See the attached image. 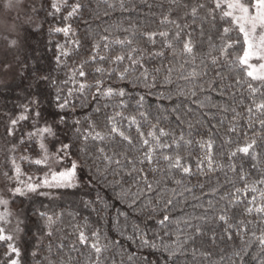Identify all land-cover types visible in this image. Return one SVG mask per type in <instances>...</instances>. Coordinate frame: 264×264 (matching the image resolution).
Returning a JSON list of instances; mask_svg holds the SVG:
<instances>
[{
	"label": "trees",
	"instance_id": "trees-1",
	"mask_svg": "<svg viewBox=\"0 0 264 264\" xmlns=\"http://www.w3.org/2000/svg\"><path fill=\"white\" fill-rule=\"evenodd\" d=\"M77 2L79 12L65 20L70 6ZM52 3L38 0L34 5L23 45L14 58L18 70L9 82L0 83V176L5 174L6 181L14 184L6 176L10 159H18L21 173L35 182L48 167L69 168L75 163L77 183L16 193L8 203L16 216L0 203V228L12 236L11 241L0 240V264H11L13 259L19 264H94L96 253L78 240L81 230L90 237L89 243L93 242L92 233L99 232L104 247L101 264H240L237 252L242 253L243 264H264V246L257 239L264 234V214L245 211L264 203V184L260 183L264 179V126L259 123L264 110L256 108L264 103V81L247 76L246 66L237 60L245 47L243 34L221 19L227 9H216L214 19L209 14L214 8L212 0H67L68 6L58 13ZM200 3L205 8L194 18L191 8ZM165 16L180 25L179 40L174 25L161 23ZM69 24L72 30L68 36L54 31ZM224 27L231 29L227 37ZM160 31L169 32L167 41L172 48L163 37L157 36L155 43L148 41L146 33ZM189 34L194 43L192 56L182 53V41ZM117 39L133 43L119 45ZM236 40L241 42L233 43L227 56L223 55L221 46ZM72 41H78L79 47ZM61 46L70 55L61 56L58 63ZM129 52L142 66L131 63ZM159 52L163 55H156ZM117 55L125 56L123 62L114 60ZM92 56L97 59L91 60ZM101 56L107 59H99ZM81 64L87 74L84 77L77 71ZM97 68L103 71L97 72ZM125 68L129 71L121 79ZM97 80L102 82L100 86ZM81 84L87 85L82 92ZM249 85L259 91L253 93ZM108 88L123 90L125 96H105ZM140 97L144 98L142 104ZM34 100L38 104H33ZM64 101L67 105L61 109L59 104ZM25 107L30 111L25 112ZM36 111L40 117L35 116ZM141 112L147 114V120L140 117ZM117 113L136 116L145 136L152 125L171 133L161 137L162 143L172 144L181 135L192 140L190 146L181 142L179 149L181 164L190 167L191 174L169 167L170 162L162 158V154L173 155L175 147L158 151L152 163H141L146 147L141 148L135 126L128 128V122ZM21 114L28 119L19 121L9 135L11 120ZM112 117L132 136L134 146L118 136L104 141L84 139L94 132L106 135ZM45 125L55 133L43 140L47 152L59 159L51 166L47 161L35 163L43 152L39 138L28 135ZM209 139L214 142L211 168L204 160L209 150L199 146ZM251 139L257 142L256 159L238 152L231 155ZM65 144L69 147L59 152ZM233 164L235 170L230 167ZM241 175L246 179L241 180ZM9 184L7 187L13 188ZM251 187L257 191H250ZM237 188L242 191L236 193ZM236 195L243 203L230 208L228 215L234 225L244 221L247 230L236 235L233 228L229 230L232 239H228L225 225L216 215ZM253 197L255 204L249 203ZM41 213L55 221L50 228ZM165 215L169 220L161 225ZM197 226L202 234H197ZM141 231L155 248L141 243ZM9 244L19 249V257ZM164 245L170 249L183 246L169 258Z\"/></svg>",
	"mask_w": 264,
	"mask_h": 264
},
{
	"label": "snow or ice",
	"instance_id": "snow-or-ice-1",
	"mask_svg": "<svg viewBox=\"0 0 264 264\" xmlns=\"http://www.w3.org/2000/svg\"><path fill=\"white\" fill-rule=\"evenodd\" d=\"M174 2V0H173ZM212 3L214 5L213 9L209 10V14L213 15L216 9H224L226 8L227 10L222 11L221 13V19L225 20L229 24H234L236 26V30L239 33H242V43L245 45L243 49V55L237 57V60L239 61L240 64L246 65L247 68L249 69L247 71V76L251 77L254 80L258 81H264V63H260L258 65L257 70V65L249 63L250 60L253 58L264 61V0H212ZM11 6L10 0H9V5ZM68 6L67 5V0H53V3L51 7L55 10V12H60L62 7ZM71 10L68 12L67 16L64 17L65 20L71 19L73 16H75L80 8L81 5L77 2L73 5L70 6ZM205 8V4L200 3L197 5H194L191 8V15L195 18L197 16L198 10ZM213 18L215 19V16L213 15ZM162 24H172L174 25L178 31L175 33V38L177 40L180 39V25L175 21V20H170L167 16H165L161 20ZM187 27V25H185ZM71 25H67L64 28H56L54 31L56 32H63L65 36H68L69 33L71 32ZM223 34L225 37L228 36L229 32L231 29L229 27H224L222 29ZM147 36V39L150 43H155V38L157 36L163 37L166 40V46L168 48H172L173 45L170 41H167V37L169 36L168 31H160V32H150L145 34ZM105 41H107V37L103 38ZM241 41L236 40V41H226L220 48V51L223 55L227 56V49L233 46V43H240ZM73 44H75L77 47H79V42L78 41H72ZM116 44L119 45H131L133 43L132 40H119L117 39L115 41ZM12 44H15V41H12ZM182 53L192 56L194 53V43L191 38V35H188V38L186 40L182 41ZM96 48H99V45H95ZM105 47L107 48L108 45L105 44ZM61 53L60 56H57V62H61V56H67L70 55L69 52L63 50V46H61ZM133 52L136 51V49L132 50ZM129 59L131 60V63L134 65H141L142 66V61L137 60L132 58V53L129 52L128 54ZM156 55H163V52L156 53ZM91 60L95 61L97 59L96 56L90 57ZM99 59L104 60L107 59V57L101 56ZM125 59L124 55H117L114 57V60L116 62H123ZM215 58L213 59V63H215ZM78 74L81 77L86 76L87 74L83 71V64L80 65V68L77 70ZM97 72H102L103 69L97 68ZM129 71L128 68H125L124 71L121 73L120 78L124 79L125 74ZM156 71H159V69H156ZM75 72L73 73V78L75 76ZM144 78L147 80L148 79V71L147 69H144L143 72ZM195 75V73H193ZM46 79V78H45ZM97 86H100L102 84L101 81L97 80L96 81ZM154 86V85H153ZM87 87L85 84H81L79 90L82 92L84 88ZM249 88L253 93L259 91L257 88H253L251 85H249ZM71 94V93H69ZM105 96L111 97L113 95H118L120 97L125 96V92L123 90H120L119 92H113L111 88H108L104 92ZM192 95H195V92L192 93ZM60 97L57 96V100H59ZM143 97H140L139 102L142 104L143 102ZM33 104H38V101H33ZM67 105V101H64L63 103L59 104V107L61 109L65 108ZM126 107V105H124ZM203 107V105H201ZM256 108L259 110H264V103H260L256 105ZM227 110V109H225ZM30 111L27 107H25V112ZM253 109L250 107L248 108V112L251 113ZM40 112L36 111L35 116L40 117ZM117 115L121 116L122 119L126 120L128 122V128H131L132 126H135L137 134H138V139L140 141L141 148H145L146 150L143 152V159L140 161L143 163L145 160L148 161L149 163H152L154 160V157L156 156V153L158 151H161L162 149H171L175 147L176 151L174 152L173 155H163L162 158L165 161H169V167L171 168H178L181 169L184 173L186 174H191V168L185 165L181 164L182 156L179 152V149L181 148V142L185 146H190L193 141L192 140H185L184 136L181 135L179 138V141L173 139L172 144L168 143H162L161 142V137L165 136H170L172 135L169 132H166L163 128H158L156 125H152L151 129L147 132V136H145V133L141 130V124L140 121L137 120L136 116H129V117H123L122 113H117ZM140 117L144 120H147V114L141 112ZM28 116L25 114H21L18 116L16 119L11 120V127L9 128V135H12V128H14L19 121L22 120H27ZM113 123L111 124L109 131L106 135H102L99 132H94V133H89L88 135L84 136V139L87 140L89 137H91L93 140H99V141H104L109 138H115L116 136L120 137L124 142H126L129 146H134V141L133 138L130 134H127L126 129H124L121 125L116 123V117H112ZM64 122V118H60V123ZM76 123H79V121H76ZM259 123L264 126V119L259 120ZM251 127L252 125L249 124ZM189 127H192L189 125ZM94 128V126H93ZM232 131H235L233 128ZM29 138L31 139L32 137H38L40 140L39 143V148L40 150L44 153V156L41 159L35 160L36 164H44L48 159L47 155V148L46 145L44 144L43 140L45 137L48 136H54L55 133L53 131V128L51 126L45 125L44 127L41 128H36L33 132L29 133ZM149 137L151 139H149ZM213 141L209 139L206 142L199 143V146L201 148H206L209 151L205 154L204 160L208 161V166L211 168L212 166V155L210 154L211 149L213 147ZM256 140L251 139L249 142H247L243 147H237L236 152L231 153V155L235 156L236 153H242L245 156L250 155L252 159H256L257 156L259 155L258 153L255 152V147H256ZM69 146L68 145H63V147L59 150V152H63L66 150ZM101 153H103V148L99 149ZM105 159L108 160L110 163L112 162L111 159L107 156H105ZM131 162V161H130ZM115 163L119 164V161H115ZM13 164H15V161H13ZM76 164L73 163L71 170L65 171V172H60L57 175H53V180L57 182L58 186H75L73 183L74 176H75V170H76ZM233 170H235V165L230 166ZM255 167V165H253ZM17 178L19 177L20 174V168L16 166L15 168ZM133 171H136L135 168H133ZM142 171V170H141ZM129 175L132 173L129 172ZM241 180H245L246 177L244 175H241ZM31 179V178H29ZM146 180L147 177H144ZM179 183V182H178ZM261 184H264V179L260 180ZM43 185L47 186H52L49 185L48 180L43 181ZM42 185H32L28 184L27 189L28 191L31 192H36L39 187ZM149 189H151V185H148ZM250 191H257L255 187H251L249 189ZM242 190L237 188L236 193H240ZM14 193H20L23 194L22 189L20 187H16L13 189ZM261 196L264 197V193H261ZM256 198L253 197L252 200L249 202L251 204H255ZM0 203H7V201H0ZM134 203V201H133ZM151 203V201H149ZM168 203H171V200L168 201ZM243 203V201L240 199L238 195L234 196V198L228 200V204L225 207H222L221 210L218 211L216 215V219L222 222L225 225L224 231L226 234H228V239H232V235L229 230L235 228L236 229V235H240L241 232L247 230V226L244 224V221H240L238 225H234L231 223V217L228 215V211L230 208L236 207L238 204ZM131 207V205H129ZM210 207H213L210 205ZM245 211L249 214L252 212L264 214V203H261L259 206L256 207H246ZM41 216H46L45 213H41ZM198 219L204 220L205 217H199ZM47 220V226L50 228L55 221L52 219L51 216H46ZM169 220V216L165 215L159 223L163 225L166 221ZM136 229L139 230V226H136ZM196 232L197 234H202L201 229L199 226L196 227ZM51 233L49 232V235ZM92 238L93 242L89 243L90 237L84 232V231H79L78 233V240L81 245H86L89 246L91 249L94 250L96 253V258L94 264H101L100 261V254L104 251V247L100 245V234L99 232H93L92 233ZM195 237H189V239H194ZM131 239V237H130ZM259 243L261 246H264V234H262L260 237H257ZM0 240H12V236L10 235H5L4 230L0 228ZM140 240L143 245H149L150 247L155 248L156 245L154 243H150V241L146 238V235L141 231L140 235ZM243 242V241H242ZM183 245H179L176 249H170L167 245L163 246V251L168 253V257L172 258L177 255V252L179 251V248H181ZM9 248L13 253L16 254V257H19L20 251L18 248L14 247L13 245L9 244ZM237 257H240V264H243V256L242 253L237 252L235 253ZM11 264H19L18 259H13L11 261ZM235 264V262H233Z\"/></svg>",
	"mask_w": 264,
	"mask_h": 264
},
{
	"label": "rangeland",
	"instance_id": "rangeland-1",
	"mask_svg": "<svg viewBox=\"0 0 264 264\" xmlns=\"http://www.w3.org/2000/svg\"><path fill=\"white\" fill-rule=\"evenodd\" d=\"M37 1L38 0H10L11 6H8L9 0H0V83L9 82V80L13 78V75L18 70V66L15 63L14 58L17 56V52L20 46L23 45L24 29L27 27L28 21L33 15L34 5L37 3ZM12 41H15L14 45L12 44ZM249 63L257 65V70H259L258 65L260 63H264V61L253 58L252 60L249 61ZM247 70L249 69L247 68ZM42 154L44 156V153ZM47 155L49 159L47 160L46 163L50 166L56 160H59L58 158H55L54 155H50V153L48 152ZM10 160L11 162L5 166L6 168H8V173H9V175H7L6 173V176H8L9 177L8 180H11L14 184L11 183L9 184L6 181L5 174H1L0 201H7V203H1V204H4L12 215L16 216V212L10 207L8 203L12 199V196L16 194L13 192V189H15L16 187H20L22 189L23 194L25 193L24 192L25 189L28 190L27 189L28 184L42 185L39 188L40 189L42 188L44 190L54 189L59 187H63V188L72 187V186H58L57 182L53 180V175L58 176L60 172L71 170L72 165L69 168H62V169H58L56 167H48L47 171L41 176V179L35 182V179L33 177L25 176L24 174L21 173V171L19 177L17 178L15 168L16 166L19 165L17 161L18 159L16 160L10 159ZM13 161H15V164H13ZM12 169L14 172L12 171ZM44 180H48L49 185L52 186L43 185ZM73 183L74 185L77 183V169L75 170ZM7 184H9V186L10 185H14V186L13 188L12 187L9 188L7 187L8 186ZM13 228L18 229V225L13 224ZM9 233H11V231Z\"/></svg>",
	"mask_w": 264,
	"mask_h": 264
}]
</instances>
